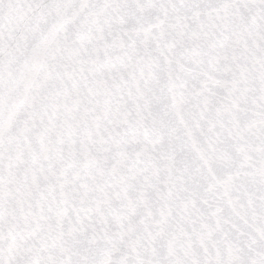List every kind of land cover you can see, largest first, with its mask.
<instances>
[{"label":"snow or ice","instance_id":"obj_1","mask_svg":"<svg viewBox=\"0 0 264 264\" xmlns=\"http://www.w3.org/2000/svg\"><path fill=\"white\" fill-rule=\"evenodd\" d=\"M0 264H264V0H0Z\"/></svg>","mask_w":264,"mask_h":264}]
</instances>
